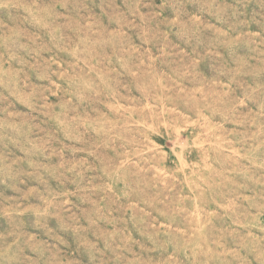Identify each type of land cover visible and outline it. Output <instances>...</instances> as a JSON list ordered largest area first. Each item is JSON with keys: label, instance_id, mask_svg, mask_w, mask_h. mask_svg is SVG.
Instances as JSON below:
<instances>
[{"label": "rangeland", "instance_id": "374dc122", "mask_svg": "<svg viewBox=\"0 0 264 264\" xmlns=\"http://www.w3.org/2000/svg\"><path fill=\"white\" fill-rule=\"evenodd\" d=\"M0 264H264V0H0Z\"/></svg>", "mask_w": 264, "mask_h": 264}]
</instances>
